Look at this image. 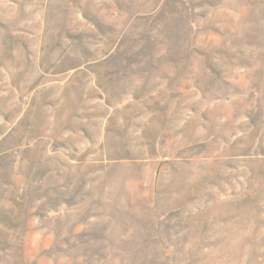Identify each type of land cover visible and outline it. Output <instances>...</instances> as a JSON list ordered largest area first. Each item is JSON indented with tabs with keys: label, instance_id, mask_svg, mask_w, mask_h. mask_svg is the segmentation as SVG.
Here are the masks:
<instances>
[{
	"label": "rangeland",
	"instance_id": "1",
	"mask_svg": "<svg viewBox=\"0 0 264 264\" xmlns=\"http://www.w3.org/2000/svg\"><path fill=\"white\" fill-rule=\"evenodd\" d=\"M0 264H264V0H0Z\"/></svg>",
	"mask_w": 264,
	"mask_h": 264
}]
</instances>
